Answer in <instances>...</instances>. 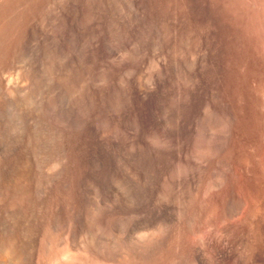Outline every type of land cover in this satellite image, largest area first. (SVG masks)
<instances>
[{
	"label": "rangeland",
	"instance_id": "1",
	"mask_svg": "<svg viewBox=\"0 0 264 264\" xmlns=\"http://www.w3.org/2000/svg\"><path fill=\"white\" fill-rule=\"evenodd\" d=\"M0 264H264V0H0Z\"/></svg>",
	"mask_w": 264,
	"mask_h": 264
}]
</instances>
